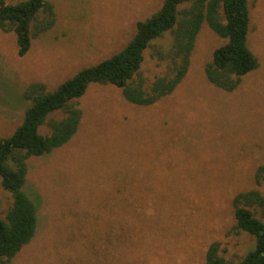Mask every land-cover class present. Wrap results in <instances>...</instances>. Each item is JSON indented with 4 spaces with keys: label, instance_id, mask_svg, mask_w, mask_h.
Returning a JSON list of instances; mask_svg holds the SVG:
<instances>
[{
    "label": "rangeland",
    "instance_id": "374dc122",
    "mask_svg": "<svg viewBox=\"0 0 264 264\" xmlns=\"http://www.w3.org/2000/svg\"><path fill=\"white\" fill-rule=\"evenodd\" d=\"M48 1L54 25L24 56H17L13 34L0 30V138L21 123L29 84L52 91L121 50L136 23L162 3ZM249 7L248 47L258 66L234 91L205 77V64L224 42L206 24L184 78L155 104L133 105L111 85L87 88L71 140L28 160L24 190L36 204L37 229L10 264H204L214 241L219 255L236 264L254 249L253 236L235 228L232 206L239 192L264 197V186L254 182L264 164V0H249ZM170 42L167 32L152 43ZM163 72L146 49V83ZM40 131L48 133L47 126ZM10 203L0 181V218Z\"/></svg>",
    "mask_w": 264,
    "mask_h": 264
},
{
    "label": "trees",
    "instance_id": "16d2710c",
    "mask_svg": "<svg viewBox=\"0 0 264 264\" xmlns=\"http://www.w3.org/2000/svg\"><path fill=\"white\" fill-rule=\"evenodd\" d=\"M250 20L249 0H162L154 13L136 23L135 34L121 50L77 70L52 91L40 82L29 84L23 96L30 105L21 123L9 136L0 138V181L11 197L5 217L0 218V264H10L36 233L37 207L24 190L28 160L71 140L82 117L79 99L90 85L116 87L124 100L136 106L155 104L184 78L196 37L206 24L224 42L205 64V77L216 88L232 92L258 66L248 47ZM54 22L48 0H0V30L13 34L19 57ZM167 32L171 36L167 48L152 43ZM149 48L154 60L164 65V72L147 84L140 68ZM44 125L48 133L40 131ZM254 182L264 186V164L256 168ZM232 206L235 228L255 240L254 249L236 264H264V222L254 213L259 210L264 218V197L258 190L239 192ZM204 264L232 263L219 255V244L214 241L206 250Z\"/></svg>",
    "mask_w": 264,
    "mask_h": 264
}]
</instances>
